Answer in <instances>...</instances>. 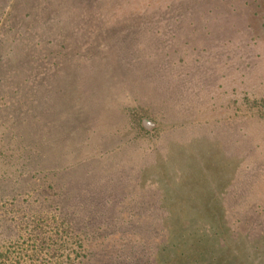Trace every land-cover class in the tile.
Instances as JSON below:
<instances>
[{
    "label": "rangeland",
    "instance_id": "obj_1",
    "mask_svg": "<svg viewBox=\"0 0 264 264\" xmlns=\"http://www.w3.org/2000/svg\"><path fill=\"white\" fill-rule=\"evenodd\" d=\"M39 230L27 263L264 264V0H0V250Z\"/></svg>",
    "mask_w": 264,
    "mask_h": 264
},
{
    "label": "trees",
    "instance_id": "obj_2",
    "mask_svg": "<svg viewBox=\"0 0 264 264\" xmlns=\"http://www.w3.org/2000/svg\"><path fill=\"white\" fill-rule=\"evenodd\" d=\"M151 125H153V123H151ZM228 176H229V174L226 177H228ZM39 225H41V224L39 223ZM59 225H66V228H68V224L67 223H61ZM38 229H40V228H38ZM45 233H47V232H44L43 230H39L38 232L37 231H33V235L29 236V238L31 240L34 239L32 245H28V241H26V240H21V241H15V243H12V244H10V245H8L6 247L3 246L4 248L2 250H0V264H37L35 262L27 263L28 258H26L27 257L26 253L30 252L29 248H31V249L35 248V252L37 251L36 245H35L36 244L35 236H36V238H38L41 246H44V245L48 244V239H47L48 237L45 238V236H44ZM61 234H63V233L62 232H58V235H56V236H58V239H59V235H61ZM71 237H72V235H70L68 231H65V236H63V238L66 241L69 242L70 239L72 241ZM219 239L222 240L223 244L226 243L227 239H222L220 236H219ZM259 239H260V237H257L256 239H251V240H252V242L258 243ZM73 241H75V240H73ZM260 241H262V239H260ZM76 243L80 244V241H77V242L75 241V244ZM164 243L165 244L167 243L166 239L164 240Z\"/></svg>",
    "mask_w": 264,
    "mask_h": 264
}]
</instances>
